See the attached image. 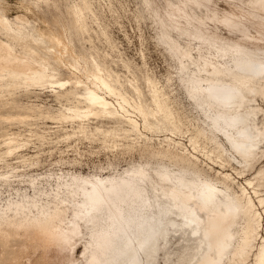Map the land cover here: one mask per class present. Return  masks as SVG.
Masks as SVG:
<instances>
[{
    "label": "bare ground",
    "instance_id": "1",
    "mask_svg": "<svg viewBox=\"0 0 264 264\" xmlns=\"http://www.w3.org/2000/svg\"><path fill=\"white\" fill-rule=\"evenodd\" d=\"M41 2L22 0L21 6L32 10ZM4 4L0 0V99L9 101L21 88L49 86L61 108L44 117L71 123L74 131L67 137L87 134L91 118H116L118 127L96 129L113 136L115 147L120 131L134 145L149 143L159 160L106 175L62 168L30 173L25 170L39 162L38 156L15 157L30 139L2 129L0 264H156L170 233L179 231L194 245L187 244L173 262L166 253L165 264H264V193L258 187L264 167L247 176L264 151L259 116L264 105L257 102L258 96L264 101V0H248V6L234 0L151 6L162 40L179 58L180 82L204 117L202 124L187 115L191 133L156 81L147 78V102L140 86L130 81L137 99L94 54L90 68L82 56L73 58L72 26L92 41L91 0H68L71 22L59 17V30L38 27L24 12L10 19ZM217 26L239 38L221 35ZM54 63L70 73L59 76ZM37 118L34 111L0 115V121ZM37 135L50 141L47 134ZM202 162L215 174L205 172Z\"/></svg>",
    "mask_w": 264,
    "mask_h": 264
},
{
    "label": "rangeland",
    "instance_id": "2",
    "mask_svg": "<svg viewBox=\"0 0 264 264\" xmlns=\"http://www.w3.org/2000/svg\"><path fill=\"white\" fill-rule=\"evenodd\" d=\"M4 1L6 13L13 20L18 12H24L38 27L50 30L60 29L57 21L59 17L71 22V16L68 13V0H43L39 7L32 10L24 9L21 6L22 0ZM91 1L96 14L95 21L92 22L88 19L92 25V41L89 40L87 33L83 37H79L72 26L69 35L75 50L73 58L82 56L84 58L82 60L86 61L84 65L90 68L92 66L91 56L94 54L100 61L109 64L115 74L118 73L128 91L137 99H139L138 94L130 81L140 86L143 93L142 98L147 102L151 101L147 78L156 81L164 100L172 108L185 129H190L189 133L193 129L189 117H194L195 121L203 124L204 117L194 108L186 89L180 82L179 58L162 40L158 17L151 7L159 4L161 8L171 9L170 3L177 0H155L152 5H148L145 0ZM234 1L237 5L248 6V0ZM219 4L223 7H230L224 1H220ZM90 16L93 17L94 15L90 13ZM214 29L223 36L233 39L239 38L236 34L226 33L218 26ZM181 42L185 47L188 44L185 38H181ZM54 67L59 76H66L70 73V70L60 63H54ZM10 98L9 101L6 98L0 99V115L7 113L32 114L33 111L38 114V118L31 121H0V143L3 142L2 129L21 131L25 140L30 139L29 144L21 148L20 153L15 157L34 155L38 156L39 162L28 167L25 171L30 173L59 172L62 168L66 172L68 170L84 174L100 172L106 175L114 172V170L131 167L137 162L151 161L155 163L159 160L156 155H153L149 143L143 141L134 145L132 139L125 137L124 133L120 131V135L115 136L119 142V145L115 147L112 142L113 136L107 137L96 129V127H100L103 130H111L118 127L119 122L116 118H91L89 120L90 130L87 134L77 132L67 137V134L74 131L71 123H62L57 119L44 117L48 113L56 114L61 108L60 99L49 86L21 88ZM257 99L258 103L264 105L260 96ZM63 101L66 102L67 100L64 99ZM259 116L260 121H262L264 113H260ZM41 133L47 134L50 141L39 138L37 134ZM160 136L164 137L163 134ZM186 136L182 140L189 144ZM156 142H158L157 139ZM200 156L203 157L202 154ZM10 160L16 161L17 159L10 158ZM201 164L205 172L210 175L215 174V171L208 165L203 162ZM20 165L22 166V163ZM260 167H264V151L260 152L255 167L247 171L249 173L247 176H252L253 170ZM234 174L236 175V173ZM258 187L264 193V182H261ZM11 192L14 190L12 189ZM180 236L181 231L170 233L169 244L157 253L156 264H165L166 253L170 254V262H173L187 244L194 245V240L188 238L187 235L185 236L186 239ZM77 250L76 254L79 255L82 248ZM57 263H59L58 260Z\"/></svg>",
    "mask_w": 264,
    "mask_h": 264
}]
</instances>
